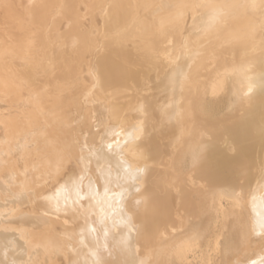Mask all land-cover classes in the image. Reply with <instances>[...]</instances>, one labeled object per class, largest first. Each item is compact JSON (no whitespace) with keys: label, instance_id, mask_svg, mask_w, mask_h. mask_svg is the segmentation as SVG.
I'll list each match as a JSON object with an SVG mask.
<instances>
[{"label":"bare ground","instance_id":"obj_1","mask_svg":"<svg viewBox=\"0 0 264 264\" xmlns=\"http://www.w3.org/2000/svg\"><path fill=\"white\" fill-rule=\"evenodd\" d=\"M0 264H264V0H0Z\"/></svg>","mask_w":264,"mask_h":264},{"label":"rangeland","instance_id":"obj_2","mask_svg":"<svg viewBox=\"0 0 264 264\" xmlns=\"http://www.w3.org/2000/svg\"><path fill=\"white\" fill-rule=\"evenodd\" d=\"M223 91V92H222ZM220 93H216V94H207L206 95V103H207V105L209 106L208 108H210V109H212L213 110V112L216 114V115H220V114H222V113H224V112H226L229 108H230V106L232 105V102H231V98H234V96L232 95V94H230V93H232L230 90H229V88H225V89H223ZM225 92V93H224ZM224 94H226V96L224 95ZM229 95V96H228ZM230 95H231V98H230ZM214 96V97H213ZM221 96V97H220ZM233 96V97H232ZM219 97V98H218ZM209 98V99H208ZM216 98V99H215ZM225 98V99H224ZM210 100V101H209ZM227 100V101H226ZM230 102H229V101ZM233 101V100H232ZM220 104H219V103ZM226 102V103H225ZM230 104H229V103ZM218 103V104H217ZM224 103V104H223ZM228 103V104H227ZM211 106H213V107H211ZM219 106V107H218ZM227 108H226V107ZM217 107V108H216ZM224 107V108H223ZM226 108V109H225ZM215 109H216V111H215ZM219 110V111H218ZM222 110H224V111H222ZM226 110V111H225ZM221 111V112H220ZM219 112H220V114H219Z\"/></svg>","mask_w":264,"mask_h":264}]
</instances>
